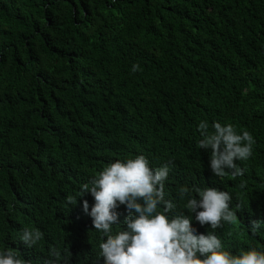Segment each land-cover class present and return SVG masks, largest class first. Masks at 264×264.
I'll return each instance as SVG.
<instances>
[{"label": "trees", "instance_id": "obj_1", "mask_svg": "<svg viewBox=\"0 0 264 264\" xmlns=\"http://www.w3.org/2000/svg\"><path fill=\"white\" fill-rule=\"evenodd\" d=\"M202 120L251 133L242 177L211 171ZM140 154L171 162L176 211L188 212L180 186L229 191L239 220L216 234L233 254L264 250V223L249 227L264 222V0H0V251L44 264L54 246L68 264H104L80 188ZM25 227L43 234L33 248Z\"/></svg>", "mask_w": 264, "mask_h": 264}, {"label": "clouds", "instance_id": "obj_2", "mask_svg": "<svg viewBox=\"0 0 264 264\" xmlns=\"http://www.w3.org/2000/svg\"><path fill=\"white\" fill-rule=\"evenodd\" d=\"M139 69L133 65L132 71ZM200 139L197 147L210 149L211 171L221 180L242 177L245 168L240 162L252 156L255 140L247 130L238 132L231 124L216 121L211 130L207 121L198 124ZM171 171V162L159 167L150 166L143 155L116 159L110 162L89 182L82 184L79 196L90 192L94 204L83 200V210L92 218V228L100 234L99 250L104 264H264V250L249 245L238 253L226 249L216 230L224 224L238 223L237 210L230 207L232 195L218 186H180L178 195L186 199L183 209L176 211L174 198L166 197L165 181ZM246 181L239 187L244 188ZM69 205L77 198L69 195ZM125 205L124 213L117 212ZM188 214V215H185ZM194 219V225L192 220ZM259 220H252L250 230L259 233ZM209 225L211 231L199 233V226ZM197 228V229H196ZM43 238L39 229L23 228L20 241L28 248L35 247ZM61 251L50 247L44 264H68L61 260ZM0 264H28L12 248L0 251Z\"/></svg>", "mask_w": 264, "mask_h": 264}]
</instances>
